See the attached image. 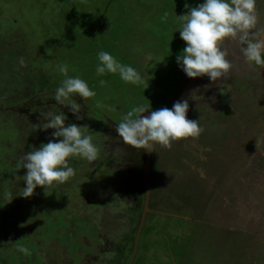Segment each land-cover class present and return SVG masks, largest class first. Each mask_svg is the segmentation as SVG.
Here are the masks:
<instances>
[{
	"label": "rangeland",
	"instance_id": "rangeland-1",
	"mask_svg": "<svg viewBox=\"0 0 264 264\" xmlns=\"http://www.w3.org/2000/svg\"><path fill=\"white\" fill-rule=\"evenodd\" d=\"M203 2L0 0V103L15 106L0 109V264H264V69L246 63L226 39L230 75L216 83L197 77L178 99L190 82L177 63L186 47L178 17ZM256 11L264 26V0H256ZM100 51L136 69L148 88L119 74L97 76ZM62 64L96 92L87 100L73 97L81 120L54 100L65 79ZM183 100L187 118L204 128L199 139L170 149L155 145L148 155L126 146L115 130L133 106L148 107L147 116ZM24 101L40 120L49 108L65 114L66 126H87L85 134L100 148L92 163L69 160L75 175L68 182L38 186L29 198L21 196L27 170L17 165L54 130L21 119L19 112L31 107ZM130 219L132 236L123 240ZM83 237L98 241L88 249ZM128 246L132 253L125 256ZM107 250L114 252L111 260Z\"/></svg>",
	"mask_w": 264,
	"mask_h": 264
},
{
	"label": "clouds",
	"instance_id": "clouds-1",
	"mask_svg": "<svg viewBox=\"0 0 264 264\" xmlns=\"http://www.w3.org/2000/svg\"><path fill=\"white\" fill-rule=\"evenodd\" d=\"M185 8H189L187 3ZM168 15L165 12L162 20L166 22ZM178 20L181 25L178 30L180 38L186 43V47L177 57V63L190 80L207 76L216 83L230 75L233 65L227 59L228 51L223 49L226 39L239 46L246 63L264 69V26H261L257 15L256 0H204L198 6L191 7L187 14L179 16ZM97 58V76L119 74L125 83L148 88V81L136 69L120 63L109 52L100 51ZM147 59L151 60L150 54ZM19 64L21 67L26 66L23 57L19 59ZM68 71L66 64L59 66V72L65 79L55 90L54 100L59 105L69 107L76 119L81 120V105L73 97L78 95L87 100L95 97L96 92L79 76H69ZM100 84L103 86L105 81L100 80ZM222 89L221 94L225 95ZM182 92L178 96L179 100L184 97ZM192 99L195 100V97ZM188 109V101L183 100L175 102L171 109L164 107L145 116L142 114L149 111L148 107L133 106L122 116L115 130L126 146L147 151H152L155 145L170 149L174 142L199 139L204 132L200 119L187 118ZM66 119L62 111H46L43 122L37 125L38 129L44 131L53 129L52 136L56 139L25 153L17 165L18 168L27 170L22 177L26 184L21 195L24 198L33 196L38 186L53 188L74 177L75 169L69 166L71 158H82L89 163L99 158L100 148L93 142L91 135L85 134L88 127L74 123L66 126ZM143 221L142 230L145 228ZM17 251L25 256L31 255L23 245H18ZM103 251L100 250L104 254ZM105 254H111V260L114 252L107 250Z\"/></svg>",
	"mask_w": 264,
	"mask_h": 264
},
{
	"label": "flooded vegetation",
	"instance_id": "flooded-vegetation-1",
	"mask_svg": "<svg viewBox=\"0 0 264 264\" xmlns=\"http://www.w3.org/2000/svg\"><path fill=\"white\" fill-rule=\"evenodd\" d=\"M224 89H226L227 88V86L226 87H223ZM224 89H222L223 90V92H224ZM221 97L223 98V101H224V95H222L221 94ZM12 102L13 103H19L20 104V102H19V100L18 99H16V98H13V100H12ZM24 104H27V105H32V104H30L28 101H24L23 102V104L22 105H24ZM14 106V105H13ZM7 107V106H6ZM5 107V105L4 104H1L0 103V109L1 110H3V111H5V110H8V109H12V108H14V107H8V108H6ZM33 109H32V106L30 107V110H28V111H25V112H22V111H20L19 112V115L20 116H25V117H28V118H30V117H34V115H33ZM24 120L26 119V118H23ZM199 147V145L197 146V148ZM187 147L185 146V150H188V152H193L192 151V149H190L191 148V146L189 147V149H186ZM198 151H199V148L197 149ZM196 153V152H195ZM187 163L190 165V167H193V165L191 164V162H188L187 161ZM149 174V173H148ZM148 177H149V181H150V183L149 184H151V182L153 183V180L150 178V175H148ZM157 185H159V184H157ZM127 200H129L130 201V199H129V197L127 198ZM132 219H134V221L136 220L135 218H132ZM132 219H130V221H127L126 220V225H125V229L123 228L121 231H122V233L124 234V236L122 237V239L124 240L125 239V235H126V233H127V235L128 236H132L131 234H132V231H133V225H132ZM134 223V222H133ZM120 229H121V227H120ZM144 230H145V228H144ZM144 232V231H143ZM117 235V234H116ZM116 235H115V239H116ZM135 235V234H134ZM134 237V236H133ZM107 238L109 239V240H111V238H109L108 236H107ZM121 239V240H122ZM133 251V250H132ZM137 251V250H136ZM132 253V252H131ZM135 255H136V257L138 256L137 255V252L135 253ZM135 258V257H134ZM133 258V259H134ZM131 261H133V260H131ZM119 262H116V264H118ZM123 263H124V259H123Z\"/></svg>",
	"mask_w": 264,
	"mask_h": 264
},
{
	"label": "trees",
	"instance_id": "trees-1",
	"mask_svg": "<svg viewBox=\"0 0 264 264\" xmlns=\"http://www.w3.org/2000/svg\"><path fill=\"white\" fill-rule=\"evenodd\" d=\"M7 99H9V98H7ZM44 109H45V110H44V113H45V111H51V109H49V108H44ZM46 109H47V110H46ZM32 113H33V115H34V117L32 118V120H38V119H39L38 117H40V116H39L40 114L37 115L36 112H35L36 114H35L34 112H32ZM19 117H20L21 119L26 118L25 120H29V118H28V117H25V116H20V115H19ZM39 120H40V119H39ZM42 121H43V120H42V118H41L40 123H42ZM45 138H46V135H45ZM47 139H49V140H55V138H54L53 136H51V135H50V137L47 138ZM36 141H37V140H36ZM38 143H39V142H38ZM38 143H37V144H38ZM0 221H1V219H0ZM1 222H2V221H1ZM1 222H0V224H1ZM90 224H91V223H90ZM77 226H78L77 228H79V229L84 228V226H80L79 223H77ZM68 228H69V227H68ZM74 228L76 229L75 226H74ZM93 228L98 229V228H97V225H94ZM48 231H49V230L47 229V232L45 233V235H46L47 233H49ZM87 237H88V236H87ZM92 239H93V241H90L89 238H84V237H83V240H84L85 243H86V244H85V247H86V248H88V249L90 248L91 242H94V241H95V243H97L98 240H96V238H92ZM112 243L114 244V246H116V244H115L114 242H112ZM75 245H77V244H75ZM114 248H115V247H114ZM129 248H130V246H128V247L126 248V251H124L125 253H127L125 256L131 254V251L129 252ZM81 249H82V248H81ZM83 249H84V248H83ZM131 249H132V247H131ZM132 250H133V249H132ZM115 251H116V248H115ZM10 252H11V253H14V252L11 251V250H10ZM81 252H82V250H79L77 253L79 254V253H81ZM125 253H123V254H125ZM137 257H139V256H137ZM37 259H39L38 256L36 257V260H37ZM4 261H5V260H4ZM6 263H7V262L5 261L3 264H6ZM7 264H8V263H7Z\"/></svg>",
	"mask_w": 264,
	"mask_h": 264
},
{
	"label": "water",
	"instance_id": "water-1",
	"mask_svg": "<svg viewBox=\"0 0 264 264\" xmlns=\"http://www.w3.org/2000/svg\"><path fill=\"white\" fill-rule=\"evenodd\" d=\"M193 79H194V78H191V80H190L188 86H190V84H191V82L193 81ZM188 86L186 87V90H187ZM186 90H185V91H186ZM185 91H183L181 95H183V94L185 93ZM147 152H148V155H149V154H150L149 151H147ZM148 155H147V158H148ZM145 173H146V172H145ZM146 174H147V173H146ZM147 185H148V184H147ZM143 217H144V215H143Z\"/></svg>",
	"mask_w": 264,
	"mask_h": 264
},
{
	"label": "crops",
	"instance_id": "crops-1",
	"mask_svg": "<svg viewBox=\"0 0 264 264\" xmlns=\"http://www.w3.org/2000/svg\"><path fill=\"white\" fill-rule=\"evenodd\" d=\"M185 90H186V89H185ZM185 90H184V91H185Z\"/></svg>",
	"mask_w": 264,
	"mask_h": 264
}]
</instances>
